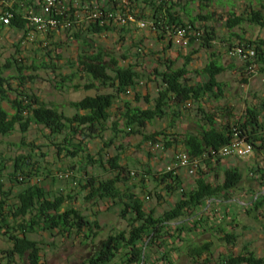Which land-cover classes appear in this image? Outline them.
<instances>
[{"label": "trees", "instance_id": "obj_1", "mask_svg": "<svg viewBox=\"0 0 264 264\" xmlns=\"http://www.w3.org/2000/svg\"><path fill=\"white\" fill-rule=\"evenodd\" d=\"M11 1V4L2 7L0 12L2 16L9 15L8 23H0V29L5 27L17 30L26 37L31 30H34L29 16L40 11L44 0ZM55 1L56 6L52 8L51 13L59 21L58 28L66 24L67 28L76 26L78 21H82L78 14L83 12L87 20L83 30L91 35L115 30L117 26H120L118 28L120 31H126L132 21H139L144 22V25L147 23L151 31L159 38L165 39L173 37L180 27L190 26L197 30L195 24L201 22L202 33L199 36H189V42L192 43L198 38L201 40V47L210 48L217 38L214 28L205 24L212 18V13L192 15L185 10L188 18L185 22L177 12L180 0ZM193 1H198L199 7H205L215 0ZM255 1L259 4V8L249 9L240 14L229 12L223 26L230 36L238 39L236 46L227 45L229 53L237 47L243 52L250 50L254 52L252 57L241 59L243 70L247 71L256 65L259 72L264 73V39L247 40L232 32L234 27L245 22L264 29V0ZM94 12H102L103 15L89 18ZM118 16H121L125 23H120ZM81 32L80 29L75 31L73 38H79ZM167 48L166 43L165 49ZM56 49L57 47L54 50L46 49L39 63L34 59L27 64L24 58L12 55L4 64H0V136H9L16 129L23 135L32 124L42 126L53 138L63 135L61 144L58 146L55 144L57 154L65 151L64 154L68 158L83 157L84 164L96 166L106 174V177L101 178L89 173L85 170L86 166L82 165L80 170L83 181L79 184L86 193L83 199L87 202L102 201L106 208L118 206L119 217L126 221V228L108 234L105 239L95 243L100 229L98 221L90 220L75 207L65 204L66 199L70 200L71 196L62 192L53 194L40 184L39 169L30 153L5 159L0 152V236L11 244L10 248L1 251L3 258L10 263L15 257H25L26 264H42V244L30 238L28 234L43 231L66 238L72 236L77 238L81 234L84 238L83 244L88 243L94 247V251L84 264H172L168 254L175 248L166 245V239L173 237L174 240L182 241L183 233L200 229L207 218L206 216L203 218L202 212L207 201L227 200L231 197V192L238 189L242 176L237 167L224 169L221 182L210 181L209 177L214 175L217 178L219 175L222 157L218 152L230 142L234 132L244 136L252 144L253 149H260L261 144L257 142H264V135L260 134L263 126L259 121V112L264 110V98L259 107L247 106L243 115L238 117L226 106L217 108L216 110L220 112L218 114L215 110L203 112L201 105L206 99L218 100L223 95L224 84L218 80V76L224 71V66L211 59L201 70L195 72L197 79L191 82L190 75L187 76L189 56L185 58L182 67L178 68L173 67L174 59L163 57L158 58V63L163 68L155 67L147 77L150 83L154 82L157 86L156 97L151 105L140 107L124 100L123 97L133 92L136 100L139 99L136 88L140 80L145 77L142 71H138L131 64L122 65L118 58L101 50L91 53L83 51L72 63L74 70L71 74L64 76L59 73L61 82L85 76L90 83L85 84L84 89L109 87V92L86 95L70 102L75 113L69 117L59 112L57 108L47 106L37 94L27 92L24 86L34 78L25 76L24 70L36 71L43 68L51 69L53 72L59 69L56 61L60 60L61 56L56 54ZM136 55L139 57L140 53L137 52ZM122 59H125V56H122ZM11 68L18 72L17 76H4V71ZM12 79L17 80L19 88H14L9 83ZM243 82H246L245 78ZM10 95L13 97L10 98ZM143 97L149 104V96ZM116 101L122 102L121 108L117 110L118 114H116L117 108L114 109ZM3 102L8 104L9 109L3 106ZM191 104H197L198 110L203 113L204 124L203 126L199 124V130L196 132L185 133L180 138L172 137L171 134L165 133L164 129L150 134L142 133L146 125L152 121L162 119L168 113L171 114V118L178 117L181 115L180 109ZM113 116L117 118L111 120ZM219 120H222L221 123ZM108 122H111L110 128L114 133L142 134L144 141L152 143L161 141L164 150L180 145L190 159L198 162L193 187H182L183 179L177 170L164 169L155 172L147 166L148 168L140 174V181L143 182L146 178L156 183L155 188L159 190H154V195L158 201L163 200L164 195L178 196L160 215H155L153 208L146 209L140 195L133 192L127 184L134 174H130L131 170L127 163L122 164L119 154L106 158L102 150L96 155H91L84 149V141L93 134L97 137L102 136ZM120 122L124 130L117 129ZM172 125L173 120L168 128ZM114 137L115 135L109 139V142H104V146H110ZM7 169L10 171L5 177L10 186L4 189V171ZM14 186L17 187V191L14 193V201L10 204ZM143 189H145L144 185ZM147 193L151 195L150 191ZM263 202L264 194L260 193L252 200V206L258 209ZM250 210L251 208L246 209L248 213ZM193 218L196 219L192 220ZM221 233L220 240H224L229 245L235 243L236 235L233 232L221 231ZM150 246L162 251L160 258L149 261L146 251ZM211 246V241L189 246L188 255L194 261L204 257V262L208 263ZM217 264H264V255L255 256L250 251L229 253L222 255Z\"/></svg>", "mask_w": 264, "mask_h": 264}, {"label": "rangeland", "instance_id": "obj_2", "mask_svg": "<svg viewBox=\"0 0 264 264\" xmlns=\"http://www.w3.org/2000/svg\"><path fill=\"white\" fill-rule=\"evenodd\" d=\"M179 3L177 12L185 22L188 21L185 10L192 15L212 13V18L205 22L206 25L214 28L217 37L210 48L201 47V40L198 38L192 43L189 42L186 46H181L179 41L174 37L161 39L148 28L147 23L141 26L139 25V21L135 22L132 19L133 23L128 26L126 31H120L118 29L120 26H117L115 30L91 35L83 30L87 24V20L83 12H81L78 15L82 21H78L76 26L71 28L59 27L49 31L50 33L31 30L26 37H23V33L20 31L5 27L0 29V64H4L5 60L12 55L24 58L27 64L34 59L39 63L46 49L54 50L57 47L56 54L61 56L60 60L56 61L59 69L53 72L51 69L43 68L36 71L24 70L25 76L34 77L32 81L26 82L24 86L27 92L37 94L47 106L55 107L59 112L69 117L75 113V110L70 106V102L77 101L86 95L109 92V87L98 86L87 90L84 89V85L90 83L89 79L85 76L61 82V75H69L74 70L72 63L78 54L83 51L91 53L98 50L115 56L122 65L131 64L135 66L138 71H142L145 75L140 80L141 84L136 88L139 99L136 100L133 92H129V94L123 97L124 100L130 101L133 105L146 107L151 105L152 100L156 97L157 86L154 82L150 83L147 77L155 67L159 69L163 68L162 65H159L158 58L168 57L174 59L173 67L178 68L182 67L185 58L189 56L190 62L187 66L189 74L187 76L190 75L191 82L197 79L195 72L201 70L211 59L216 60L225 68L218 76V80L224 84L223 95L218 100L206 99L201 105L203 112L215 110L218 114L220 112L216 109L226 106L238 117L243 115L247 106L259 107L260 102L264 98V73L259 72L256 65L244 71L242 60L229 54L227 45L235 44L234 46H236L238 39L235 36H230L223 26L229 12L236 14L244 13L249 9L259 8V4L255 0H215L205 7H199V2L193 0H180ZM1 8L0 6V12ZM202 24L201 22L195 24L199 33H202ZM78 29L82 30L79 38H73V33ZM232 32L247 40L264 39L263 28L246 22L234 27ZM166 43L168 44L167 49H165ZM137 52L140 53L139 57L136 55ZM122 56H125V59H122ZM17 74L18 72L14 68L4 71V76L6 77H16ZM243 78L246 79V82H243ZM9 83L14 88H19L17 80L12 79ZM74 85L78 87L74 88ZM144 95L149 96V104L144 100ZM12 97L13 95H10V98ZM3 106L9 109L6 102H3ZM121 106V101L114 103V109L117 108L116 114H118L117 110ZM179 113L181 115L178 117L171 118V114L168 113L164 118L152 121L146 125L142 133L150 134L164 129L166 130L165 133L171 134L172 137L180 138L185 133L196 132L199 130L198 125L203 126L204 124L202 121L203 113L198 110L197 104L181 108ZM116 118L113 116L111 120H115ZM172 120L173 125L171 128H168ZM221 121L219 120V123ZM259 121L263 126V131H260V134L264 135V110L259 112ZM111 125V122L106 124L107 128L102 136L97 137L93 134L88 137L84 141L85 151L91 155H96V153L102 150L106 158L119 154L122 164L127 163L131 170L130 174H134L132 175L133 178L127 183L128 186L131 187L133 192L140 195L146 209L153 208L155 215H160L164 210L169 208L172 197L164 195V199L158 201L154 195V190H159V188H155L156 183L146 178L144 179L145 181L141 182L140 174L148 167L152 168L155 172L166 170L172 155L182 151L181 146L175 145L173 148L164 150L161 141L156 143L144 141L142 134L138 133H114L110 128ZM117 129L124 130L121 122L118 124ZM113 135H115L113 143L105 147L104 142H109V139L113 138ZM76 136L80 138V136ZM62 138L63 135L53 138L49 136L45 128L32 124L23 135L16 129L9 136H0V152L5 159L14 158L18 154L30 153L32 159L36 161V167L39 169L40 184L53 194L62 192L64 195L71 196L70 200L66 199L65 204L75 207L90 220L96 219L98 221L100 229L95 238V243H98L100 240L105 239L108 234L120 228H126V221L119 217L120 209L118 206L106 208L105 203L102 201L87 202L83 199L86 193L81 189L79 184V182L82 183L83 181V174L80 170L82 165L86 166L85 170L89 173L98 175L101 178L106 177V174L101 172L96 166L84 164L83 157L68 158L64 154L65 151L57 154V146L61 144ZM75 141L77 142V139ZM156 144H158V147H155ZM257 144H261L260 149H253L250 155L238 158L239 160L235 161V163L239 162L236 166H238L242 178L238 189L231 192L232 196L241 197L243 196L242 194L246 193H249L250 196L254 194L260 195V193L264 194V142H257ZM9 171L10 169L4 171V189H8L10 186L5 177ZM184 171V169L180 170V174ZM195 177L196 174L187 176V180L194 179ZM222 177L223 173L220 172L217 178L213 175L209 177V180H219L221 182ZM143 185L145 189H143ZM121 187L123 188V186ZM16 191L17 187L14 186L12 188V195L10 196V204L14 201V193ZM147 191H150L151 195H148ZM244 203L246 205L243 209H240V212L238 210L241 206L234 204L232 213L225 215V218L223 214L221 225L213 223V216L207 217L208 215H205L207 217L205 224H207V220L210 218L209 222L211 221L212 223L210 222L209 226L211 228L205 232L196 233L195 236L193 235L190 238L188 243L200 245L204 241H211V253L208 255L210 261L206 263L203 260L204 257H201L192 264H217L222 255L229 253L238 254L243 251H250L255 256L264 255V202L261 206H258V209L252 206V201L247 203L246 200ZM250 208L251 210L248 213L246 209ZM226 210L229 211V208ZM217 211L222 212L223 206H219ZM202 212L204 213L205 210L203 209ZM227 223L230 224L227 225ZM221 231L227 233L233 232L236 235L235 243L229 245L224 240H220L219 238L222 236ZM37 233L39 235H35L34 238H40L45 243L55 240L53 251L55 254L50 257L49 253L51 252H49V256L47 255L44 264H79L76 261L75 254L87 256L88 252L79 249L77 238L74 236L62 239V236L57 238L54 235V237L47 238L43 235V231ZM1 240H3L1 248L4 249L6 248L5 243L7 241L3 238ZM184 245L183 250L186 252L185 249H188V245L186 243ZM44 246L43 251L45 250ZM1 258L5 260L3 256Z\"/></svg>", "mask_w": 264, "mask_h": 264}, {"label": "crops", "instance_id": "obj_3", "mask_svg": "<svg viewBox=\"0 0 264 264\" xmlns=\"http://www.w3.org/2000/svg\"><path fill=\"white\" fill-rule=\"evenodd\" d=\"M11 2H12L11 0L10 1H8V0H0V6L3 7L5 5L11 4ZM238 160H239L238 158H226V159L223 158V159H221L222 162H221V165L219 167V171L222 172L224 169L230 168V167H237L238 168V166H236V164H239V162L235 163V161H238ZM179 173H180V171H179ZM180 176L183 179V182H182V187L183 188H192L193 187L195 178L191 179V180H187V176H191V175H188L187 172H185V171L181 172ZM210 181H213V180H210ZM217 182H220V181L217 180ZM242 195L243 196H241V197H236V196H232V194H231V197L229 199H227V200L222 199V200H209V201H207L206 206H204L205 212H204L203 218L205 217V215L206 216L208 215L207 217H209V216L212 217L213 216V220H212L213 223L215 222L216 224L221 225V222H223V220H222L223 219V214H224V218H225V215H228V214L232 213L233 212L232 209H234V204H238V206H241L239 208V210H238L240 212V209H243L245 207V205H246V203H244V201L247 200V203H249L250 201L254 200L256 198V196H257L256 194L250 196L249 193L242 194ZM177 196H178L177 194H174V195H171L169 197L170 198L172 197L173 199L171 198L170 200L172 202H174L175 199L177 198ZM167 204H169V203H167ZM170 204H169V206H170ZM219 206H221V207L223 206V211L222 212H218L217 211V208ZM227 208H229V211L226 210ZM209 213H210V215H209ZM195 219L196 218H193L192 220H195ZM209 219L207 220V224H205V222H203L201 224L202 226H200V229L193 230L194 232L190 231V232L183 233L182 241L174 240L173 237H171L169 239H166L165 244L166 245L168 244L171 247L175 248V250L169 252V254H168V258L172 262V264H192L194 262V260L191 257H189V255H188V249H185L186 252H184V250H183V247H185L184 243H186L188 245L187 248H189V246L197 245V244H194V243L190 244L188 242H189L190 238L193 235L195 236L196 233L205 232L209 228H211V226H209V224L211 222V221L209 222ZM229 224L230 223H227V225H229ZM123 229H125V228H120L119 230H123ZM119 230H116L114 232H117ZM35 235L38 236L39 234L38 233L28 234V236L30 238L35 239V240L39 241L42 244L41 245L42 246V250H41L42 258L41 259H42V264H44L49 252H51V253H49L50 257L55 254L53 252L54 251V246H55V240H53V241L50 240V242L47 241L46 242L47 244H46L43 240H40V238L39 239L34 238ZM43 235H45L47 238L48 237H54V235H50L47 232H44ZM1 238L5 239L7 241L6 238H4L3 236H0V264H6V263L7 264H26V258L25 257H21V258L15 257V259L13 261H11L10 263L7 262L6 260H3L1 258V256H2L1 251L11 247V244L7 241L5 243L6 248H4V249L1 248V245H3V240H1ZM57 238H59V235L57 236ZM62 239H65V237H62ZM83 239L84 238L82 237V235L79 234V237H77L78 247L81 250H86L88 253H87V256L80 255V254H75L76 255V261H78L79 264H84V262L91 256L92 252L94 251V247L91 244H88V243L87 244H83L84 243ZM171 243H173V244L171 245ZM43 246L45 248L44 251H43ZM146 252L148 253L149 261H151V260L154 261V260H156V258H160V255L162 254V251L156 249L154 246L148 247ZM160 263H162V262H160Z\"/></svg>", "mask_w": 264, "mask_h": 264}, {"label": "built area", "instance_id": "obj_4", "mask_svg": "<svg viewBox=\"0 0 264 264\" xmlns=\"http://www.w3.org/2000/svg\"><path fill=\"white\" fill-rule=\"evenodd\" d=\"M54 6H56L55 0H44L40 11L36 14H30L29 19L35 31L47 32L49 30L58 28L59 21L51 13ZM101 15H103L102 12H94L93 14L89 15V18H95ZM109 16H111V14H109ZM8 19V14L4 16L0 15V23L7 24ZM118 19L120 23H125V20L121 16H118ZM139 25L144 26V22H140ZM60 27H67V24ZM191 35L199 36L200 33L199 31L192 29L190 26H184L180 27L173 37L179 41L181 46H186L188 45L189 36ZM229 54L232 57L244 59L247 57H252L254 52L251 50L243 52L241 48L237 47ZM155 147H158V144H156ZM252 150V144L247 141L244 136L240 135L238 132H234L230 142L220 148L218 155L222 158H243L250 155ZM197 167V160L190 159L185 152L181 151L172 156L166 167V170L180 171L184 169L188 175L192 176L195 174Z\"/></svg>", "mask_w": 264, "mask_h": 264}]
</instances>
